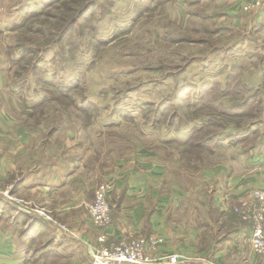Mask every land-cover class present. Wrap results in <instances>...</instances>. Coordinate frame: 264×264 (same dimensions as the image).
Instances as JSON below:
<instances>
[{"label":"rangeland","instance_id":"374dc122","mask_svg":"<svg viewBox=\"0 0 264 264\" xmlns=\"http://www.w3.org/2000/svg\"><path fill=\"white\" fill-rule=\"evenodd\" d=\"M69 1L36 0L35 2L43 5L34 6L30 3L28 10L20 15L13 11L17 0H0V78L7 99L13 100L14 113L19 114L20 121L26 128L37 129L38 121L42 123L41 126L73 130V134H69L72 138L60 145L50 141L51 138L48 140L50 134L47 136L44 131L38 130V157L41 162L47 160L42 155L47 149L49 154L60 156V163L63 165L62 157L70 156L71 150L67 148L73 144L71 149L76 150V159L87 155V161H80L79 166L73 167V170L81 176L83 190L89 196L93 195L94 188L110 174L108 170L117 164L134 161L137 155L151 154L164 167L168 192H172L174 186L175 190L184 192L193 188L199 194L197 208L194 210H200V203L205 202L210 194L212 185L210 178L206 176L210 174L212 167L228 166L230 169L234 168L236 173H243L244 167L248 165L247 153H251L254 154L253 164L248 166L264 168V159L257 154L263 148L260 139L264 136V124L260 120H251L246 117L248 114L240 119L228 118L225 121L224 118L227 130L221 137L223 146L217 145L216 152H210L206 148L221 141H214L212 145L207 142L211 136L208 133L215 132L213 129L184 136L178 130L179 126L192 124H180L182 115L188 117L193 113L185 109L188 104L182 99L183 96H176L177 91L182 88L175 87L176 84L188 85L203 80L221 81L222 85L225 78L223 70L233 65L239 67V73L235 76L237 82L250 88L258 87L261 82L259 69L264 65V53L259 51L263 35L250 34L251 37L249 34H236L237 17L227 16L223 19L222 5L211 0H200L199 4L196 3L198 0H101L84 16L79 15L81 6L75 5L69 10ZM231 7H234V3L228 5V8ZM237 11L241 12L240 9ZM40 12H46L50 17H37L41 15ZM54 15L76 19L73 32L68 34L77 46L74 58H77L76 63L80 67L69 66L67 63L69 49L64 46L65 41L60 42L59 48L55 46L53 49H39L38 52L28 50L46 47V43L49 41L50 44L52 41L49 36L58 34L57 29L63 23L55 26L52 18ZM242 15L246 13L242 12ZM23 21L25 28L12 29L14 23L21 24ZM229 27L232 29H228ZM27 30L31 32L26 33ZM78 34H83L82 39L88 38L84 45ZM184 37L191 38L193 43H176ZM208 41L214 45L221 43L223 47L229 48L228 53L219 52L206 62H200L201 64L188 61L189 52L210 51L209 46L202 44ZM78 44H81L80 47ZM83 49L85 53L81 54ZM237 49H241L240 53L236 52ZM178 52L186 56L187 61L181 60ZM54 55L57 61L55 65L52 63ZM163 59L177 65L174 69H185V72L177 75L175 72H165L168 70L164 69V72L159 73L156 66ZM39 63L49 69L62 67L66 70V77H61L63 81H58L63 82L58 83L61 90L57 84L58 78L44 79V74L38 67H33ZM56 68L54 72L58 71ZM23 86L25 88L22 91ZM34 89L37 91L35 99L32 97ZM22 93L25 98L30 99H25L24 104ZM258 100L264 103V96L260 93ZM244 112L249 111L245 109ZM247 124L252 127L251 135L247 136L250 140L245 139L238 144L239 137H233L232 133L243 129ZM77 128H82L83 132L78 133ZM192 142L195 149L188 146ZM40 144L44 146L42 151L39 150ZM62 146L64 150L67 149L66 152L59 150ZM233 158H236L232 161H236L238 167L232 165L230 160ZM261 159L263 161L258 164ZM14 176V172L7 174V180L1 185L2 203L17 204L18 199L13 195ZM180 201L182 210L170 215L174 220L179 218L182 222H187L190 219L187 209L194 206V203L187 197ZM87 204L89 203L83 204L82 208L85 209ZM38 208L33 211V216L42 218L54 230L59 229L61 233L56 234V238L62 234H67L70 239H76L71 235L79 236L82 229L80 223L86 213L82 212V218L73 227L64 221H57L50 213L40 209L42 207ZM14 215L12 209L7 213L10 218L4 216L6 222L3 225L9 227L10 236L16 233L15 221L11 222ZM88 224L91 226L89 221ZM26 226L28 229V224ZM18 234L27 240L30 238L29 235L21 234L20 230ZM48 237L38 238L39 244L37 240L33 242L36 247L43 245L37 251L39 254L40 250L47 249L44 242ZM211 240V232L204 234L203 242L208 241L210 244ZM87 241L90 242V239ZM95 244L96 241L90 243L93 248ZM183 256V263L179 264H195L191 261L194 260L192 256ZM28 262L23 264H29ZM42 264L71 263L55 258L53 262L45 259Z\"/></svg>","mask_w":264,"mask_h":264},{"label":"crops","instance_id":"0c3cea01","mask_svg":"<svg viewBox=\"0 0 264 264\" xmlns=\"http://www.w3.org/2000/svg\"><path fill=\"white\" fill-rule=\"evenodd\" d=\"M211 1L222 5L223 19L227 16L237 17L236 34H262L258 28L264 23V5L254 13L242 15V12L237 11L240 9L239 0ZM199 2L200 0L196 3ZM231 3H234V7L228 8ZM3 88L0 78V188L7 180V174L14 172L13 195L18 200L17 204L6 203L9 205L8 210L0 208V264H23L28 260L29 264H42L45 259L53 262L55 258L71 264H85L89 257L87 245L95 243L98 235L95 228L88 226L86 215L80 223L82 229L78 239H70L67 234L56 238V234L61 231L57 228L54 230L41 218V224L48 230L46 236L49 237L44 242L47 249L40 250V254L37 251L43 245H33L34 241H38L39 234L28 231L23 233L30 236L28 240L20 237L18 231L27 230V226L22 224L15 225L16 233L10 236L9 227L3 225L6 222L4 216L12 209L15 215L11 222H16L18 213L33 216V211L42 207L40 209L50 213L57 221L73 226L82 218V212L85 214L82 205L93 199V195H86L81 176L73 170V167L79 166L80 161H87V155L83 158L77 155L81 159H76V150L71 149L73 144L67 148L71 150L70 156L62 157L63 165L60 163V156L49 154L47 149L42 154L47 160L41 162L38 157V130L44 131L47 136L50 134L48 140L51 138L50 141L58 145L69 141L72 138L69 134L73 130L43 125L37 129L24 127L19 114L14 113L13 100L7 99ZM77 131L83 132L82 128H77ZM260 144L263 148L257 154L264 159V136L260 139ZM67 149L64 150L62 146L59 150L66 152ZM39 150H44V146L40 144ZM247 155L246 164H253L254 154ZM153 157L151 154L137 155L134 161L117 164L115 169L108 170L110 174L103 181L112 180L116 188L108 198L114 200L111 205L109 242L116 243L136 236H160L165 242L159 249V254L182 253L192 256L194 260L191 261L195 264H264L263 258L251 255V223L242 221L233 212V208L241 200L250 197L251 189H264V168L257 169L247 165L243 173H236L234 168L230 169L228 166L212 167V171L206 176L210 178L212 185L210 194L205 202L200 203V210H194L197 208L199 194L193 188L190 192H184L175 190L174 186L172 192H168L164 167L160 160ZM262 159L258 164H261ZM232 160L236 158L230 161ZM231 163L238 167L236 161ZM184 197L194 203V206L187 209L190 216L187 222H182L179 218L174 220L170 215L182 210L180 199ZM209 232L213 235V240L210 244L206 241V244L203 237Z\"/></svg>","mask_w":264,"mask_h":264},{"label":"trees","instance_id":"16d2710c","mask_svg":"<svg viewBox=\"0 0 264 264\" xmlns=\"http://www.w3.org/2000/svg\"><path fill=\"white\" fill-rule=\"evenodd\" d=\"M35 1L36 0H27L25 2V0H17L13 11L21 15L24 13L23 12L24 10L26 11L28 10L30 3H33L34 6L43 5V3H39ZM100 1L101 0H81V1L80 0H76V1L70 0L69 4H71V6L69 10H71V8L75 5L81 6L82 10L79 13V15L84 16L91 7L96 6L95 4L96 2H100ZM68 13L70 14V11H68ZM39 14L41 15H38L37 17H43V16L50 17V15H48L46 12H40ZM52 18L54 19L56 23L55 26H58L60 23H63L61 24V27L57 29L58 34H51L49 36V38L52 37V39H50L52 41L50 44H48L49 43L48 41L46 43V47L30 48L28 50L33 49L34 52H38L37 50L39 49H43V50L53 49V47L55 46L59 48L60 42L64 43L65 41L64 46L69 49L67 52V60H68L67 63L69 64V66H73V67L79 66V64L76 63L77 58H74V51L77 46L75 42L72 41V36L68 34V33L73 32V29L75 28L76 22H77L76 19H70V16L68 18L66 16H60V15H54ZM18 28H25L24 21L21 24L20 22L13 24L12 26L13 30H17ZM53 31L55 32L54 29ZM258 31H261L262 34L260 35H263V38H262L263 41L259 46V51L262 54L264 53V23L260 25V27L258 28ZM28 32H31V31L27 30L26 33ZM39 35H42V34H39ZM78 37L82 45H84L85 41L88 39V38L86 40L82 39L83 34H78ZM189 42H191V44L193 43L192 39L189 37L180 38L176 41V43H182V44H187V45L189 44ZM204 43L207 45V47L209 46L210 51L203 52V51L198 50V51L189 52L188 56L190 60L188 61L192 63L201 64L203 62H206L209 59V57L215 56L219 52L228 53L229 51V48L223 47L224 45H222L221 43H217L214 45L213 43L208 41V42H203L202 44ZM80 45L81 44H78L79 47ZM84 49L81 50V54H83V52L85 53ZM240 50L241 49H237L236 52L240 53ZM61 51L62 53L64 52L63 49H61ZM178 54L180 55L181 60L187 61L186 56H182L181 52H178ZM259 57L262 58V56H259ZM56 62L57 61L54 55L52 59V63H54L55 65ZM63 63H65L64 59H63ZM167 64L168 66H166ZM33 67L35 69L36 67H38V70L42 74H44V79L49 78L51 80V79L58 78L57 84L63 83V82H58V81L61 79V77H64V76L66 77L67 75V73H64L66 70L64 68L62 69V67L60 68L54 67L58 69V71H55V72H54V68L49 69L45 66L43 67L41 63H39L38 66L37 64H34ZM175 67H177V65L171 64L169 60L163 59V61L160 60V64L156 66V69H157L156 71H159V73H162L165 71L164 69H166L168 71H165V72H175V74L177 73V75H181L185 72V69L178 71L177 69H174ZM259 70L261 72V82H260V85L256 88H250L246 85L241 84L240 82H237L235 78L236 74L239 73V67L237 68V65H233L232 67H229L227 70L225 69L223 70V72L225 73V78H224L222 85H220L221 81H216V80H203L197 83L191 82V83H188V85L176 84L175 87L182 88L181 90L177 91L176 96L179 97L182 95L183 96L182 99L186 101V103L188 104L186 105L185 109L186 110L189 109L193 113L188 117H185L184 115H182V119L179 121L180 124H183L185 122H189V124L191 123L192 124L190 126H179L178 130L182 131L183 136H184L185 134H188V133L195 135L201 131H207L208 129H213V131L215 132L208 133V135H211V136L210 138H208L209 141L207 142H210V144L212 145L214 141H218V140H221V141H218L213 147L210 146V148H206V150L215 153L216 152L215 148L217 145H220L221 147L223 146V141L221 137L223 134L226 133V130H227V123L225 122L226 119L228 118L229 119H240V118H244V116L248 114V116H246L247 118L251 120H256V121L260 120L259 122H262L264 118V103L259 102L258 93H260L261 96H264V65ZM30 73H32V71ZM36 85L39 86L37 82H36ZM24 88L25 86L22 87V91L24 90ZM57 90H58V87H57ZM25 91H27V89ZM32 97L34 99L37 97V91H35V89L32 93ZM21 99H22V103L24 104L25 103L24 100L29 99V98H25L22 93ZM245 109H248L249 112L248 113L244 112ZM25 110H28V108H25ZM28 111H31V110H28ZM224 118H225V121H223ZM41 124H42L41 122L37 121L36 126H40ZM250 130H252V127L248 126L247 124L243 129L241 130L237 129V131L232 134H233V137H239L237 138V141L239 144V143L244 142L245 139L250 140V138L247 137L248 135H251ZM212 137H214L213 141H211ZM200 139H202V137ZM185 142L183 143L185 144ZM188 146L192 147L193 142L188 144ZM192 148L195 149L194 146ZM179 154L183 155L182 153H179ZM113 201H114L113 199L111 200L108 199L110 214H111V205ZM0 208H3L4 210H8L9 206L5 202L4 203L0 202ZM15 220L16 222L14 225L16 226L17 225L21 226V224L23 225L28 224L27 230H23V229L20 230L21 234L26 233L28 231H35L36 234H39V238H42L43 236L47 235L48 230L41 224V221H42L41 218L37 219L31 215H27L24 213H18L17 218ZM36 261L37 260H35V262Z\"/></svg>","mask_w":264,"mask_h":264},{"label":"built area","instance_id":"2783aa9c","mask_svg":"<svg viewBox=\"0 0 264 264\" xmlns=\"http://www.w3.org/2000/svg\"><path fill=\"white\" fill-rule=\"evenodd\" d=\"M241 12L251 14L258 11L264 0H239ZM116 188L112 180H105L94 191L92 201L85 206V213L91 226L98 231L94 249L87 245L89 258L85 264H179L183 254L163 255L159 249L164 245L160 236L148 238L136 236L129 240L109 242L111 225L108 198ZM250 197L243 199L233 208L242 221L251 223L249 245L251 255L264 259V189L253 188ZM37 212V211H36ZM77 238V235H71ZM182 259V260H180Z\"/></svg>","mask_w":264,"mask_h":264}]
</instances>
